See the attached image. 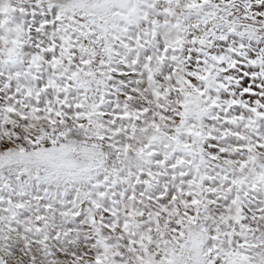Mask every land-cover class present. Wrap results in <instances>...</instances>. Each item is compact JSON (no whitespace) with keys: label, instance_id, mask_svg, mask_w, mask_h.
<instances>
[{"label":"snow or ice","instance_id":"snow-or-ice-1","mask_svg":"<svg viewBox=\"0 0 264 264\" xmlns=\"http://www.w3.org/2000/svg\"><path fill=\"white\" fill-rule=\"evenodd\" d=\"M0 264H264V0H0Z\"/></svg>","mask_w":264,"mask_h":264}]
</instances>
